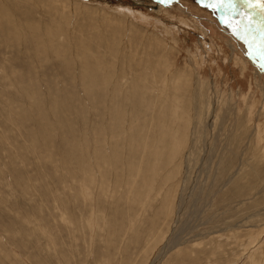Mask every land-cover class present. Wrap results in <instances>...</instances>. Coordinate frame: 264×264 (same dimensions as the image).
Returning <instances> with one entry per match:
<instances>
[{"label": "rangeland", "instance_id": "rangeland-1", "mask_svg": "<svg viewBox=\"0 0 264 264\" xmlns=\"http://www.w3.org/2000/svg\"><path fill=\"white\" fill-rule=\"evenodd\" d=\"M263 94L264 0H0V264H264Z\"/></svg>", "mask_w": 264, "mask_h": 264}, {"label": "bare ground", "instance_id": "bare-ground-1", "mask_svg": "<svg viewBox=\"0 0 264 264\" xmlns=\"http://www.w3.org/2000/svg\"><path fill=\"white\" fill-rule=\"evenodd\" d=\"M46 1V0H45ZM76 5H78V4H76ZM81 7V6H80ZM103 11V10H102ZM124 15V14H123ZM158 31V30H157ZM135 46V45H134ZM232 48H233V51H235V48H234V46L232 45ZM247 57V56H246ZM192 62V61H191ZM194 63V62H193ZM195 69V68H194ZM197 69V68H196ZM197 71V70H196ZM258 75V74H257ZM259 76V75H258ZM260 78V77H259ZM261 88V87H260ZM264 95V94H263ZM208 98V97H207ZM263 103V102H262ZM218 105V104H217ZM216 106V105H215ZM217 108V107H216ZM215 107H214V109L212 110L213 112H212V115H214V113L217 111V109H216ZM264 110V109H263ZM208 112H210L209 110H208ZM207 114V113H206ZM261 114V113H260ZM259 114V115H260ZM255 129V128H254ZM262 138V137H261Z\"/></svg>", "mask_w": 264, "mask_h": 264}]
</instances>
